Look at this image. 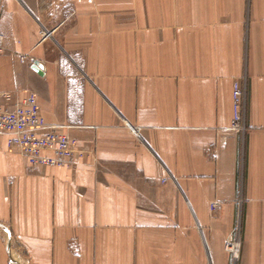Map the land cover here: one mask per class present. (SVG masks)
Here are the masks:
<instances>
[{"label":"crops","instance_id":"1","mask_svg":"<svg viewBox=\"0 0 264 264\" xmlns=\"http://www.w3.org/2000/svg\"><path fill=\"white\" fill-rule=\"evenodd\" d=\"M31 93L79 144L31 166L0 132V264H233L240 214L264 264V0H3L0 105Z\"/></svg>","mask_w":264,"mask_h":264},{"label":"built area","instance_id":"2","mask_svg":"<svg viewBox=\"0 0 264 264\" xmlns=\"http://www.w3.org/2000/svg\"><path fill=\"white\" fill-rule=\"evenodd\" d=\"M232 97V129L245 135L246 86L242 82L235 83ZM5 98L9 102L11 95L7 94ZM0 132L10 134L9 146L20 149L31 166L63 167L75 163L78 141L47 123L34 93L13 106L0 105ZM226 248L236 254L237 245L233 239Z\"/></svg>","mask_w":264,"mask_h":264},{"label":"rangeland","instance_id":"3","mask_svg":"<svg viewBox=\"0 0 264 264\" xmlns=\"http://www.w3.org/2000/svg\"><path fill=\"white\" fill-rule=\"evenodd\" d=\"M2 1L3 0H0V6H2ZM239 216L240 219L236 223L235 234L233 237V240L236 242L237 245V251L236 254L231 252L233 264H241L243 260V249H244L243 222H242L241 214Z\"/></svg>","mask_w":264,"mask_h":264},{"label":"water","instance_id":"4","mask_svg":"<svg viewBox=\"0 0 264 264\" xmlns=\"http://www.w3.org/2000/svg\"><path fill=\"white\" fill-rule=\"evenodd\" d=\"M33 69L37 71L40 75H44V72L39 67V61H35L33 65Z\"/></svg>","mask_w":264,"mask_h":264}]
</instances>
